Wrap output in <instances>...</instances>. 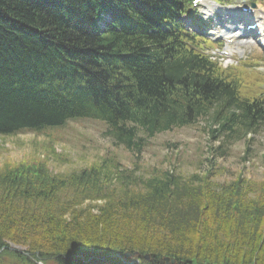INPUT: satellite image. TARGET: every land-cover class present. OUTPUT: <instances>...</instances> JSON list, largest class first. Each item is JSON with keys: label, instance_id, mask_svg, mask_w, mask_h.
Listing matches in <instances>:
<instances>
[{"label": "trees", "instance_id": "obj_1", "mask_svg": "<svg viewBox=\"0 0 264 264\" xmlns=\"http://www.w3.org/2000/svg\"><path fill=\"white\" fill-rule=\"evenodd\" d=\"M189 9V0H0V134L88 119L139 154L148 138L207 117L208 138L222 145L255 133L264 98L241 67L204 53L207 40L182 23ZM208 162L189 176L146 177L106 163L62 174L4 162L0 264H264V180L219 183Z\"/></svg>", "mask_w": 264, "mask_h": 264}, {"label": "rangeland", "instance_id": "obj_2", "mask_svg": "<svg viewBox=\"0 0 264 264\" xmlns=\"http://www.w3.org/2000/svg\"><path fill=\"white\" fill-rule=\"evenodd\" d=\"M230 1L228 5L206 1L195 10V14L206 21V24L198 26L199 35L202 34L205 38L209 35L219 38L223 35L231 36L229 32L236 30L233 25L234 17L230 15L231 7L239 5L242 0ZM260 1L264 7V0ZM184 19L188 24L189 18ZM240 40L238 44L221 42V51L233 54V57L220 60L221 66L238 65L240 60L252 59L251 63H258V70L264 72L262 49L249 36L246 37L247 42H243L244 38ZM204 52L213 54L216 50H209L205 46ZM247 69L253 68L249 66ZM263 80L261 74L252 70L246 74L244 84L250 85V89H262L264 84L260 83ZM210 123L211 118L207 117L200 119L196 124L159 133L146 140L139 154L123 145L114 144V140L104 134L103 123L88 119L68 121L62 127L41 133L26 131L13 135L0 134V166L4 162L41 161L53 173L68 174L91 164L106 163L108 167H116L119 170H135L136 176H149L153 168L173 170L175 173L189 176L207 170L210 158V171L213 173L211 177L216 182L225 183L239 174L250 180H264V124L255 133L246 132L222 145L221 140L208 138L207 125ZM209 144L214 147L219 145L220 148L209 150ZM134 185L131 182V186ZM101 202L103 200L86 203L96 205ZM15 248L23 250L22 246Z\"/></svg>", "mask_w": 264, "mask_h": 264}, {"label": "water", "instance_id": "obj_3", "mask_svg": "<svg viewBox=\"0 0 264 264\" xmlns=\"http://www.w3.org/2000/svg\"><path fill=\"white\" fill-rule=\"evenodd\" d=\"M125 255L126 256H130L131 254L130 253H125ZM132 255H134V253L132 254ZM145 258L147 259L148 258V256L147 255H145ZM165 261H166V264H174V259H171V261H168V258H165Z\"/></svg>", "mask_w": 264, "mask_h": 264}, {"label": "bare ground", "instance_id": "obj_4", "mask_svg": "<svg viewBox=\"0 0 264 264\" xmlns=\"http://www.w3.org/2000/svg\"><path fill=\"white\" fill-rule=\"evenodd\" d=\"M240 22H242V21H241V20H238V21H237V24H239ZM231 24H232V23H231ZM239 26L242 27L243 24H242V25L239 24ZM236 27H237V28H236ZM234 29L237 30V29H239V28H238V26L235 25V26H234ZM236 30H235V31H236ZM235 31H232V32H235ZM241 37H242V36H241Z\"/></svg>", "mask_w": 264, "mask_h": 264}]
</instances>
